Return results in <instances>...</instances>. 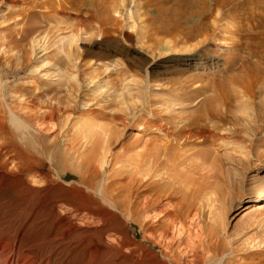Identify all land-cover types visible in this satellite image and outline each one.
Masks as SVG:
<instances>
[{
	"label": "rangeland",
	"instance_id": "obj_1",
	"mask_svg": "<svg viewBox=\"0 0 264 264\" xmlns=\"http://www.w3.org/2000/svg\"><path fill=\"white\" fill-rule=\"evenodd\" d=\"M45 1L0 0V124L8 130L0 134V235L21 232L23 249L51 256L53 264H143L145 249L152 264H178V232L168 250L151 244L175 224L200 228L184 261L264 264V0L234 5L249 19L243 52L223 32L196 60L200 52L147 47L145 21L158 14L153 0L148 7L146 0H48L50 10ZM244 67V83L231 82ZM218 82H226L229 98ZM206 104L213 119L202 111ZM196 114L206 119L208 138L186 124ZM152 120L157 126L138 130ZM1 139L30 143L28 174L1 172ZM146 188L149 202L158 201L156 217L146 212L145 220ZM110 190L113 207L102 197ZM100 209L103 219L89 215Z\"/></svg>",
	"mask_w": 264,
	"mask_h": 264
},
{
	"label": "bare ground",
	"instance_id": "obj_2",
	"mask_svg": "<svg viewBox=\"0 0 264 264\" xmlns=\"http://www.w3.org/2000/svg\"><path fill=\"white\" fill-rule=\"evenodd\" d=\"M75 1H77V0H63V2L65 4H67V3L71 4V5H68V6H76V4H75L76 2ZM81 1L79 3H81ZM153 1H155V2H153L154 3L153 4V7H155V11L158 14L153 17V21L156 22V25L153 26L152 28L149 27L150 25H148V24H151L150 21H152V20H150V18H149V20H150L149 21L148 18H147L146 21H145L146 22V28L144 29L145 30L144 40H145L146 44H148L147 45L148 48H158V49L161 48V49H165V51H168V52H172V51L181 52V51H184V50H188L189 53L190 52L193 53L195 51L196 52H200V54L192 57L193 60H196V57L197 58H198V56L200 57L201 54L203 53L200 50H205L206 51L207 48L204 49V47H206L209 43H211V41L213 42V39L214 38H217V37L221 36L220 34H222L223 32H230L231 35L233 36V38H235V41H233V43H232L233 50L234 49L235 50L238 49L241 52H243L241 50L243 48V46H242V44H243L242 39L244 38V35L245 34H242V33L246 30V28H245L246 26L243 25V23H244L243 21H246L247 22V21H249V19L246 16L245 17L243 16L245 13L243 15L238 14L239 13L238 12V9H240L238 6H236V7H238V9L236 8L237 11L234 8V5L238 4L239 1H242V0H239V1L238 0H153ZM83 2H84V0H83ZM145 2L146 3L143 4L144 7H148V6L151 5V3H150L149 0L148 1L146 0ZM40 4H38V6ZM35 6H37V3H36ZM41 6L44 7V9H45V7L47 9H49V8H52L53 7V4H49L48 0H46L45 3L43 2V4H41ZM59 7L62 8L63 6L61 7V5H59ZM245 7H248V6H245ZM78 8H80V7H78ZM253 9H254V6H253ZM245 10H246V8H245ZM96 11L97 10H95V12ZM250 12H248V13H250ZM148 13H149L148 10H145L144 11V14H145L144 16L147 17L148 16ZM242 13H243V11H242ZM104 15H106V14H104ZM250 15H249V17H250ZM98 19H99V17H98ZM148 21H149V23H148ZM153 21H152V23H153ZM104 23H105V21H103L102 24H104ZM237 23L239 24L238 27H237V29H234V30L232 29L235 26L232 27V28L231 27L229 28V26H232L230 24H235L236 25ZM240 24H241V26H240ZM152 25H154V24H152ZM22 30H24V29H22ZM33 31H34V29L32 27L31 28H26V30L23 32L24 35L22 37L29 36V34L33 33ZM21 34H22V32H21ZM159 35L160 36L163 35V36L169 38V39H167L168 41H165V42L162 43V41H158L155 37H153V36H159ZM19 36H20V34H19ZM214 41H218V39L217 40L215 39ZM219 43L221 44V42H219ZM152 45H153V47H152ZM210 45H212V44H210ZM262 46H263V43H262ZM236 52H237V50H236ZM186 53H188V52H186ZM211 56H213V55H211ZM240 58H241V56H240ZM243 59H244V57H243ZM247 60H245V61H247ZM226 62H228V61H226ZM226 65H227L226 66V69H227L226 71H229L230 72L232 70L233 65H231V64H226ZM256 67L257 66L255 65V67H252V69L253 70H257ZM204 68H205V66H203V69ZM245 68L246 67H244V69H243L242 73H240V75H235V76L233 75V76H231V78L229 80L231 82H233L234 84L235 83H239L240 85L243 84L244 83L245 76L248 73V70L245 69ZM253 70H252V74L254 75V77L252 76V78L257 79L260 76L259 75L260 73L258 72L259 74H257ZM193 80H195V79H193ZM246 82H247V80H246ZM225 84H226V82H218L217 86L220 89H224L225 90V93L227 95H223V98L224 99H227V98H229V95H231V91L228 90V89H226L227 87H226ZM242 88L246 92H250L251 91L250 86H243ZM54 101H55V104H57V106L61 104V101L58 98L54 99ZM57 108H59V107H57ZM57 108H56V110H57ZM143 111H144V109H143ZM202 111H203L204 114L209 115L212 119H213V117L216 114L215 110H213L212 107H209L208 104L205 105V107L203 108ZM53 114H54V107L51 106V108L49 109V117H48L49 118V122H51ZM188 119H189V121L186 124L188 126H191L190 128H193V129H196L197 128L198 130L200 129L199 131H197V134H201V136H204V138H208V136H209V130H206V129L203 128V125H204L203 124V121L206 122L205 121L206 120L205 118H204L205 119L204 120L200 114H196L194 116H191ZM154 125H155V121L152 120L151 122H148V123L146 122L144 125H142V124L141 125H138L139 126L138 127V130H144L145 127L148 126L150 128V127H153ZM46 126L48 128H52L53 125L52 124H49V125H46ZM155 126H157V124ZM156 128L157 127H155V129ZM201 128H203V130H201ZM0 129L2 131L0 134H2V135H8V130L3 125V123L0 124ZM5 132H6V134H5ZM6 137H4V139ZM42 138H44V137H42ZM2 140L3 139H1V141ZM2 143H3L2 147L4 146V148L2 150L4 151V149H5V153H3V152L2 153L4 155L6 154L5 156H7V160H5L4 163L3 162L1 163V164H3L2 168H1L2 169L1 172L2 173L4 172L5 174H9L10 177L11 176L12 177H16V176H19V175L25 176V174H28V172H30L33 169V160H34V154L31 152L32 149H30V147H29L30 143H28V141H26V142H24V146H22V144H20V146H19V144L13 142V140H10V141H2ZM46 146L47 145L45 144V142L42 141L41 142V147H42V150L43 151L46 150ZM222 150H224V149H222ZM17 181H21V179L20 180H17ZM22 181H23V179H22ZM263 182H264V179H263ZM150 189H152V188H146L144 190L143 194H142V198L144 199V201L142 202V208L145 209L147 207V209H145L144 219L148 217V215H146L147 214L146 212L152 213L154 211L153 205H154V203H156L158 201L157 198H156V200L153 199L156 202H154V203L153 202H149L150 201L149 200L150 199V193L147 192V191L148 190L150 191ZM111 190L108 193H106V194L104 193L105 195L102 196V197H104L105 200L109 204L112 205V206L111 205L110 206L113 207L114 203L111 200ZM154 194H156V193H154ZM155 196L157 197V195H155ZM151 198H152V196H151ZM16 199H18V197H16ZM12 200H15L14 197H13ZM19 200H21V198ZM114 200H116V199H114ZM80 201L82 202V200H80ZM7 205L8 206H6V204H5V206L7 207V209L6 208L5 209L8 211L10 209L11 204L7 202ZM100 205H101V203H100ZM85 206H83V207H85ZM90 207L92 208V206H90ZM16 208H19V206L18 207H15V209ZM1 209H3V208H1ZM90 211H92V210H90ZM6 212H5V214H8ZM9 212H11V211H9ZM18 212H17V214H18ZM103 212H104L103 209H100V211L97 212V213H95V214L94 213L92 214V213L89 212V215L96 216V218H100V220H101V219L104 218L103 216L105 215V214L103 215ZM154 217H156V214L153 212L152 215L149 216V218L151 219V218H154ZM263 225L264 224H262V226ZM195 226H197V225H195ZM175 227H176L175 224L174 225H171V227L169 228L170 232L166 236L156 234L153 237V240H152L151 244L153 245V247H154V245H157L162 250H168L169 247H170V245H172L171 243H172V240L174 239V235L176 234L175 232H178V237L179 238H178V244L176 246V250L178 251V253H177V255H178L177 262H178V264H179V262H182L183 264H191L190 261H184V259H183L184 258V253L187 254L188 252L192 251V248L194 246H197L198 245L199 239L201 237V234L199 232L200 231L199 230L200 228L198 227L196 231H193L192 232V230H191L192 228L191 227H190L191 229L189 227H186L185 228L186 230H184V231H186V233L184 234L183 233L184 231H182L181 228L175 229ZM20 233H18L14 237V239H12L11 237H9L8 235H0V255L6 254V253L8 254V257H6V260L5 259H2V260L5 261V264H53V262L51 260V256L50 257L49 256L40 257L37 254V252H35V251L32 252L29 249H23V246L21 244L23 242V240H22V237L23 236L20 237V238L18 236ZM181 234H182L183 237H180ZM169 236H170V238L168 239ZM263 239H262V241L264 242ZM258 243H259V239H258ZM214 244H215V242H214ZM261 244H262V242H261ZM181 246H182V248H180ZM113 248H114V246H112V244H110V246H107V249H105L104 252L108 253V255H109V254L112 253ZM22 251H24V252H22ZM102 256H104V254ZM106 257H107V255H106ZM3 258H5V257H3ZM153 259H154V254H152L148 249H145L144 254H143V261H144L143 264H152V262L154 261ZM1 263H2V261L0 262V264ZM106 263L107 264H111L110 261H108ZM106 263L103 260L99 264H106ZM85 264H90V262L89 263H85Z\"/></svg>",
	"mask_w": 264,
	"mask_h": 264
}]
</instances>
